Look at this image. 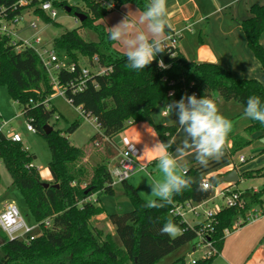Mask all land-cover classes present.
<instances>
[{"label":"trees","instance_id":"16d2710c","mask_svg":"<svg viewBox=\"0 0 264 264\" xmlns=\"http://www.w3.org/2000/svg\"><path fill=\"white\" fill-rule=\"evenodd\" d=\"M20 1L0 0V16L10 19L21 14L24 7L19 5ZM51 1L65 8L71 6L68 0ZM109 1L115 3L114 9L101 6L96 0H83L84 9L71 6L70 13L77 11L87 15L81 27L92 31L96 40H85L78 29L66 31L54 40L57 53L66 56V62L76 67L74 71H61L59 76L62 83L79 80L82 61L85 60L89 65L98 64L111 69L107 74H91L82 91L69 90L67 93L71 104L95 118L101 130L93 141L95 147L102 145L104 154L94 166L85 162L86 150L73 145L60 130L53 126L50 133L45 132L44 127L50 124L56 112V108L50 104V97L54 93L50 76L33 48L18 50L20 40L0 33V86H5L9 96L23 105V115L35 132L47 140L51 151L48 169L53 178L48 186L44 185L45 181L33 164L36 155L23 148L21 142L8 138L0 121V159L12 177V185L21 192L42 230L41 235L32 241L10 240L0 230V264H158L172 252L195 240L201 229L199 224L190 226L172 217V207L189 200L199 202L208 198L211 189L201 187L207 174L227 165L230 156L252 142L236 135L232 139V147L228 149L226 146L222 159L210 161L207 168L200 165L189 167L186 175L195 182L181 194L174 195L171 204L159 209L147 208V201L136 188L128 181L122 182L132 210L108 214L121 245L112 234L95 227L93 218L105 213L106 208L100 198L92 200L91 197L98 193L115 194L114 179L108 165L119 151L116 137L129 126L140 121L149 122L162 143L172 142L167 149L172 153L177 148L173 141L177 127L155 124L152 120L160 104L179 100L185 93H195L198 98L206 95L214 99L218 108L220 102L230 105L232 109L228 107L225 117L232 119L244 114L249 96H260L264 101V85L259 80L237 77L219 63L191 60L179 50L178 45L176 48L165 47V53L158 55L145 69L130 71L125 67L124 52L115 47L116 41L108 38L109 28L99 21L128 3L135 4L143 12L148 0ZM37 3V0H33L31 5ZM250 12L252 16L242 21L241 26L249 47L264 70V47L261 43L264 4L253 5ZM35 14L47 22L53 21L38 7ZM165 32L173 34L167 28ZM95 58L98 59L96 63ZM161 59L166 68L159 66ZM79 126L80 122L77 121L68 131L74 132ZM245 132L248 135L264 133V125L252 122ZM262 171H249L244 176H253ZM219 179L218 175L212 176L209 182L216 186L221 183ZM263 193L264 187L260 191L244 192V208L222 207L215 214L207 238L213 242L218 254L224 246L225 230H233L238 223V226L249 223L246 214L255 205L263 211ZM169 218L180 228L177 236L161 233L162 226ZM47 219L50 221L48 226L45 225ZM218 254L196 260L195 264H212ZM178 261L184 264L183 258Z\"/></svg>","mask_w":264,"mask_h":264},{"label":"crops","instance_id":"0c3cea01","mask_svg":"<svg viewBox=\"0 0 264 264\" xmlns=\"http://www.w3.org/2000/svg\"><path fill=\"white\" fill-rule=\"evenodd\" d=\"M255 4L262 5L264 4V0H168V20L172 25L170 30L172 33L179 34L178 48L189 59L197 62L219 63L237 77L254 78L264 85V70L262 69L260 61L249 47L246 34L241 26L242 21L252 16L250 8ZM114 11H120V15L107 16L100 23L110 28L120 23L128 15L129 22L135 30H146V26L139 22V17L142 13L134 4H125ZM167 35L165 32L163 39ZM261 43L264 47V33L261 37ZM115 47L125 52L122 43L116 42ZM165 104H160L156 108L152 120L155 124L175 125L177 127L173 141L178 147L183 138V132L176 122L177 117L172 113H165V109L163 108ZM228 107L232 109L230 105L226 106L223 102H220V113L226 116ZM243 116L244 114L235 116L230 120L232 122H238L236 120H241ZM240 122L233 123V130L229 134V137L240 126ZM3 125H5V122L2 124V130ZM239 135L251 140V138L264 135V133L256 132L248 135L244 130V133L242 134L241 132ZM232 139L228 138V149L233 145ZM116 140L119 149L128 143H132L138 147L140 151L137 157L138 169L127 181L148 201L150 198H153L150 195L151 188L149 182H154L162 178V173L158 170L156 163L158 157L162 154L160 148L162 141L158 133L152 124L147 121H140L125 129L116 137ZM101 146L99 144L97 146L98 149L86 150L85 162L90 166H94L91 163L97 164L102 160L104 151ZM172 153L175 154V151ZM232 157L230 156V161L227 165L211 171L207 174L206 178L209 179L216 175L222 177L233 169L237 170L240 181L242 180V176L249 171L263 169L260 174L264 173V164L262 162L256 163L253 166L244 165L239 167L236 162L231 161ZM118 158L119 151L110 159L108 165L113 179H115V172L118 169ZM113 159L116 160L114 164H112ZM195 165L197 166L199 164L196 162L194 154L187 155L184 158L183 167L188 169ZM141 166L145 168L143 169ZM258 175L254 174L253 176ZM52 180V175L48 169L45 181L51 182ZM119 184L123 186L122 182H116L114 184L115 194H117L115 185ZM225 184L222 183L221 187L225 186ZM236 184H234L235 187ZM241 191L243 193L245 192L243 190ZM252 191H258V189L254 188ZM91 199L96 200L98 198L92 196ZM101 204L103 203L101 202ZM7 205L4 206L3 210ZM103 205L106 208L105 204ZM262 212L264 213V208ZM105 214H107V209L105 213L94 217L92 222H94L95 227L108 233L103 228ZM217 261L220 264H264V214L256 220L244 226H238L226 233L224 246L221 252L214 258L212 264L217 263Z\"/></svg>","mask_w":264,"mask_h":264},{"label":"rangeland","instance_id":"374dc122","mask_svg":"<svg viewBox=\"0 0 264 264\" xmlns=\"http://www.w3.org/2000/svg\"><path fill=\"white\" fill-rule=\"evenodd\" d=\"M68 2L71 6H79L83 9L85 7L83 0H68ZM53 5L54 9L57 11V17L53 21L49 22L40 18L37 14L29 13L25 10L23 13L24 18L20 22L19 29L17 31L18 37L22 39L40 37L41 45L38 47L40 48L43 46L47 50L54 49V40L57 37H59L64 32L73 29H78L81 36L87 41H94L97 39L96 35L92 31L81 27V22L77 20L74 13L67 12L66 8L60 4ZM134 6L136 7L135 4ZM139 11L143 13L140 9ZM111 15H120V11L110 12L107 16ZM102 21L100 20L99 22ZM31 22H36L37 27L31 28ZM82 64L84 66L89 65L86 60L82 61ZM50 104L56 108L54 117H52L50 121L51 126H54V128L57 130H60L65 136L69 138L70 142L77 147L84 148L85 150L98 149V147H95L93 138L97 136L98 133L101 132V130L92 118L81 117L80 109L74 107L67 99L61 96L55 95L51 97ZM22 111L23 105L19 102L14 101L9 96L8 90L5 86H0V121L2 122V124L5 122V125H3V130L6 134L15 132L21 135V144L23 148L36 155L33 164L38 169L41 179L45 181L46 173L48 171V163L51 158V151L47 140L42 135L28 130L29 122L23 115ZM77 121L80 122L79 128L76 131L70 133L68 131L70 126ZM236 121H241L240 126L237 128V130L234 131L233 135L229 137V139H232L234 136L239 135L241 132L243 134L245 127L254 122L253 120L246 118L245 116L241 117V120ZM251 140L252 142L249 145L237 151L232 157L231 161L236 162L238 164L237 166L239 167L244 165L253 166L256 163L260 162L264 164V135L251 138ZM242 155L245 156L247 160L240 163L239 158ZM115 161L116 160L113 159L112 164H114ZM92 164L95 165L96 163H91V165ZM0 180V212L1 210H3L5 205L9 203H15L19 207L27 223L31 225L38 224V222L32 216L23 195L12 185V177L1 159ZM221 186L222 183H218V185L214 187L213 195L217 193L218 189ZM236 187L245 192L252 191L254 188H257L258 191H260L264 187V173L259 174L258 176L246 177L243 175L242 180L236 184ZM115 189H117V194L115 195L98 193L94 196H96V198H100L101 202L105 204L107 209V214H105L106 216L103 218L105 219L103 228L107 230L108 233L112 234L115 241L119 245H121V242L116 234L115 226L110 221L108 214L131 211L132 204L129 198L125 195L122 185H115ZM224 205V199L216 198L215 201L209 205V207L214 210V212H217ZM254 208L260 207H258V205H255ZM204 219V217L198 218L192 214H188L185 217V221H187L190 225L201 223ZM92 223L94 225V222ZM36 232H39V230ZM178 234H180V231L178 232ZM200 240L201 239L197 237L195 240L172 252L167 258H165L158 264H181V261H178L180 258L184 259V264H192L194 260L202 259L209 248L205 244H203V246H198L196 249H194V246L197 242H200ZM1 257L2 251L0 250V258ZM215 264L220 263L217 261V263Z\"/></svg>","mask_w":264,"mask_h":264},{"label":"clouds","instance_id":"9594fccd","mask_svg":"<svg viewBox=\"0 0 264 264\" xmlns=\"http://www.w3.org/2000/svg\"><path fill=\"white\" fill-rule=\"evenodd\" d=\"M105 7L111 8L112 5L108 3ZM139 22L146 26V30H135L127 15L108 31V38L122 43L125 48V67L136 72L145 69L158 55L165 53L163 37L166 28L172 27L168 20V0H148ZM159 66L167 67L162 59ZM163 108L166 114L172 113L177 117L176 122L183 132V138L175 149V154L167 151L171 147V141L160 144L162 154L156 163L162 178L149 182L153 199L146 202L147 208L165 207L172 203L174 195L189 189L195 181L186 175L184 158L194 154L196 162L207 168L210 161L222 159L229 134L233 130V122L221 114L214 99L206 95L198 98L195 93H185L179 100H172ZM244 116L264 125V101L260 96L247 98ZM179 231L171 218L161 228V233L169 236H175Z\"/></svg>","mask_w":264,"mask_h":264},{"label":"built area","instance_id":"2783aa9c","mask_svg":"<svg viewBox=\"0 0 264 264\" xmlns=\"http://www.w3.org/2000/svg\"><path fill=\"white\" fill-rule=\"evenodd\" d=\"M38 3L34 6L31 5L33 0H21L19 5L23 6L24 9L21 14L15 16L14 18L8 19L7 17L0 16V33L12 36L21 41L18 45V50H21L25 47L33 48L37 54L39 55L42 64L44 65L45 69L47 70L52 87L54 89V93L51 95L53 96H61L67 99L69 102L70 100L67 98L68 91L76 92L82 91L86 87L87 79L90 77L91 74H107L111 71L109 68L102 67L98 64L92 66H84L82 65V74L79 80L68 81L66 83H62L59 74L63 69H67L69 71L75 70V64H69L66 62V56H60L55 49L47 50L43 46L38 47L41 45L40 37H33L29 39H22L19 38L17 35V31L19 29V24L24 18V11H28L29 13H35V9L38 7L41 11H43L49 18L55 19L57 17V11L54 9L53 2L51 0H37ZM101 6L105 7V4L110 3L112 5L111 8L106 7L107 9H114L115 3L109 0H96ZM31 28H36L37 23L31 22ZM179 34L173 33L167 35L164 39L165 47L176 48L178 45V38ZM95 63L98 62V59L95 58ZM50 97V99H51ZM71 103V102H70ZM80 109V108H79ZM80 114L83 117L92 118L95 123L98 125L95 118L90 117L89 115L84 114V112L80 109ZM99 127V125H98ZM28 130L35 132L34 127L29 122ZM7 137L15 142H22L21 135L19 133L11 132L7 134ZM139 149L136 145L132 143L125 144L123 147L119 149V158H118V169L115 172V179L114 184L117 182H124L127 181L130 176L138 169L137 157L139 155ZM240 162H245V156H240ZM141 168H145L142 167ZM204 189H211V195L199 202H195L192 200L186 201L181 204L174 205L170 210V214L172 217H175L181 221H185V217L188 214H192L195 217H204L205 219L198 223L201 225V229L198 232V237L201 239L200 242L196 243L195 249L199 246H203L205 244L209 250L204 254L203 258H210L216 254L218 251L214 246L213 242L207 238L208 231L212 228L211 222L215 214L222 208V207H232L238 206L240 208H244L246 205V201L244 199V193L237 189L234 184L226 183L225 186L220 187L213 195V190L215 186H212L209 182V179L206 178L202 184ZM216 198H222L225 200V205L222 206L217 212H214L209 205L215 201ZM264 213L261 211L260 208H254L248 211L247 219L249 222L256 220L258 217L262 216ZM50 221L47 219L45 220V225L48 226ZM189 224V223H188ZM190 225V224H189ZM196 225V224H194ZM190 225V226H194ZM239 225L236 224L234 229ZM0 230L10 239V240H24V241H32L36 239L38 236L41 235V226L40 224L31 225L26 222L24 219L19 207L15 203H9L3 211L0 212ZM39 232H36L38 231ZM230 230H225V234L228 233ZM196 260L192 262L195 264Z\"/></svg>","mask_w":264,"mask_h":264},{"label":"water","instance_id":"95a60500","mask_svg":"<svg viewBox=\"0 0 264 264\" xmlns=\"http://www.w3.org/2000/svg\"><path fill=\"white\" fill-rule=\"evenodd\" d=\"M66 11L67 12H72V7L71 6H67L66 7ZM74 14H75L77 20L80 21V22H83L87 18V15L82 13V12L75 11ZM53 129H54L53 126H51L50 124H48V125H46L44 127V130H45V132L47 134L50 133ZM219 180H220L221 183L236 184V183H238L240 181V176H239L237 170L233 169L230 172H227L226 174H224L222 177H220ZM44 185L48 186L49 183L45 182Z\"/></svg>","mask_w":264,"mask_h":264}]
</instances>
